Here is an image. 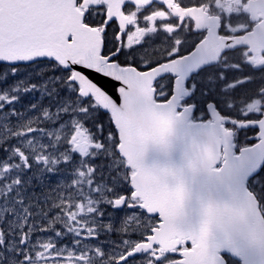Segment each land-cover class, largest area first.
<instances>
[{
	"label": "snow or ice",
	"instance_id": "obj_1",
	"mask_svg": "<svg viewBox=\"0 0 264 264\" xmlns=\"http://www.w3.org/2000/svg\"><path fill=\"white\" fill-rule=\"evenodd\" d=\"M0 264H264V0H0Z\"/></svg>",
	"mask_w": 264,
	"mask_h": 264
}]
</instances>
